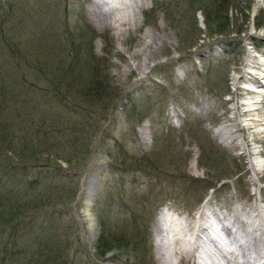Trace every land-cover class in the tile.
Instances as JSON below:
<instances>
[{
  "label": "rangeland",
  "instance_id": "1",
  "mask_svg": "<svg viewBox=\"0 0 264 264\" xmlns=\"http://www.w3.org/2000/svg\"><path fill=\"white\" fill-rule=\"evenodd\" d=\"M95 1L14 0L15 48L26 61L15 59L22 72L29 70V61H40L57 81L52 85L38 75L40 89L59 83L61 92L101 87L117 96L76 190L75 183L57 181V190L65 186V203L51 206L37 228L53 231L62 248L70 242L68 264H204L201 247H192L183 261L161 256L158 215L167 208L195 223L202 209L219 207L230 222L238 218V225L264 223V97L250 106L253 116L240 120L245 128L236 133L237 148L222 133L237 102L252 101L238 90L248 86L240 79L246 70L262 74L264 83V0H145L122 26L110 25L101 12L112 7ZM30 12L41 22L30 16L21 22ZM67 100L96 110L83 99ZM105 102L101 112L108 108V95ZM116 141L122 147L116 148ZM109 148L128 167L113 171ZM142 156H148L147 170ZM58 164L70 167L62 160ZM93 176L95 192L88 202ZM27 178L26 184L32 179ZM100 214L108 230L135 238L144 254L139 257L130 247L98 256ZM250 255L253 264L264 252Z\"/></svg>",
  "mask_w": 264,
  "mask_h": 264
},
{
  "label": "trees",
  "instance_id": "2",
  "mask_svg": "<svg viewBox=\"0 0 264 264\" xmlns=\"http://www.w3.org/2000/svg\"><path fill=\"white\" fill-rule=\"evenodd\" d=\"M5 1L0 0V264H68L70 242L62 248L61 239L53 231L37 228L38 218L52 207L65 203L62 193L65 186L62 191L57 190V181L75 183L76 190L89 162L93 142L106 120V112L117 96L105 94L101 87L61 92L57 87L59 83L53 86L54 89H40L35 82L38 75L52 85L57 81L48 77L49 72L40 61L32 64L27 61L29 70L22 72L21 63L15 59L26 61L15 48L19 43L14 37L16 22H12L16 2ZM33 9L34 6L31 11ZM229 9H225L227 16ZM33 15L30 12L22 19L23 13L19 19L23 22L30 16L40 23ZM94 58L88 63L93 65ZM107 95L108 108L101 112L99 108ZM67 98L83 99L88 105H95L96 110L71 105ZM117 147L122 145L116 141ZM114 153L112 148L108 149L113 159V171L128 167L127 162ZM59 160L66 162L69 169L62 168ZM141 163L147 170L148 156H142ZM28 176L32 179L26 184ZM132 219L135 220V215ZM98 220L100 233L95 244L98 256L105 257L108 252L130 247L139 257L144 254L135 238L115 236L108 230V221L101 214ZM21 237L23 243L19 241Z\"/></svg>",
  "mask_w": 264,
  "mask_h": 264
},
{
  "label": "bare ground",
  "instance_id": "3",
  "mask_svg": "<svg viewBox=\"0 0 264 264\" xmlns=\"http://www.w3.org/2000/svg\"><path fill=\"white\" fill-rule=\"evenodd\" d=\"M114 1V4L112 5V2ZM145 0H97L95 3L97 6H102L104 4H109L110 8L109 10L105 8L104 11L101 12L103 15V18L107 20V22L110 25H117L122 26L126 25L130 21L129 14L135 13V7H139ZM141 3V4H140ZM144 4V3H143ZM105 7V6H104ZM262 65V64H260ZM258 68V67H257ZM262 70V69H261ZM264 74V70L262 71ZM247 75V76H246ZM262 75V74H261ZM261 75L259 73H254L252 70H246L245 75H242L240 79L245 80L244 82L251 87L248 86H239L238 90L241 96L248 95L250 96V103L245 102H237V105L234 106L232 109L234 117L228 118V125H225V127L222 130L223 135L227 138V140H230L231 147L237 148V138L236 133L241 131L245 128L241 126L240 120L244 116H253V109H250L251 105H254L256 103H261L263 101V90L264 89V83L261 80ZM240 84V83H239ZM255 99H257L255 101ZM244 107V111H241V108ZM252 107V106H251ZM229 112V111H228ZM251 121H255V119L251 118ZM261 122V121H260ZM247 126H250L249 124ZM246 126V127H247ZM252 126V125H251ZM230 127L238 128L236 131L230 130ZM250 128V127H249ZM253 152V151H252ZM251 151L248 152V154H253ZM255 154V153H254ZM256 154H260L259 151L256 152ZM253 163V162H252ZM251 163V164H252ZM254 164V163H253ZM259 165H253L252 168L254 171L258 170L257 167ZM95 184L96 179L95 177H91L90 182L87 185V196L88 202L92 195L95 192ZM88 209V207H87ZM88 211V210H87ZM221 208H217V213H214V216L216 220L222 222L224 218V213ZM239 211V210H238ZM213 214V213H212ZM250 214V213H249ZM210 214H206L199 216V220H197L195 223L189 222L187 219H185V222H178L175 219L171 218L169 220L160 221L158 223L157 231H156V242L157 246L162 248L161 256L163 257H173L172 255L177 256V258L180 256V261H183V258L186 255L190 254L191 248L198 249L201 247L202 256L200 255V258L203 260L204 264H219V262L224 264H252V262L249 260V257L251 256V252H253L256 257H260L261 254L263 255L264 252V238H258L255 235L253 236V239L247 241L245 243L240 237L237 236L241 232H246L249 230H253L252 232L261 233V235H264V223L262 222H250V223H240V225L236 224L239 223L238 218L234 217V221L232 220L231 227L228 225H224L221 229L222 238H220L221 242H218L217 239H212L208 236L206 233V230L204 227H209V218ZM258 216V215H257ZM256 216V217H257ZM91 223L93 220H90ZM264 222V220H263ZM235 228L236 231H233ZM195 238V241L189 242L186 238L187 236H191ZM207 235L208 240L205 241L204 237ZM193 238V239H194ZM254 241V242H252ZM241 243V244H240ZM192 245V246H191ZM258 246L260 247V250L258 249ZM195 247V248H194ZM199 247V248H198ZM231 249V250H229ZM228 250V251H227ZM232 255L236 259L233 260V258L228 257L227 254ZM261 253V254H260ZM240 258V260H238ZM242 259V260H241ZM238 260V261H237ZM264 256H262L259 260H256V263L253 264H264L263 262ZM237 261V262H236ZM174 264V262L172 263Z\"/></svg>",
  "mask_w": 264,
  "mask_h": 264
},
{
  "label": "water",
  "instance_id": "4",
  "mask_svg": "<svg viewBox=\"0 0 264 264\" xmlns=\"http://www.w3.org/2000/svg\"><path fill=\"white\" fill-rule=\"evenodd\" d=\"M92 206V202H91V204H90V207ZM93 221H94V219H92Z\"/></svg>",
  "mask_w": 264,
  "mask_h": 264
}]
</instances>
